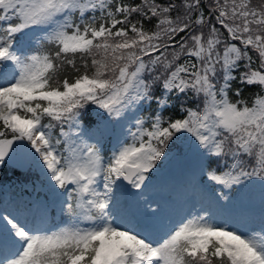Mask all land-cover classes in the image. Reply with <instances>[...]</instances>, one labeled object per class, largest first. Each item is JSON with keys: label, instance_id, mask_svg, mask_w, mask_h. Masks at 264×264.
I'll return each mask as SVG.
<instances>
[{"label": "snow or ice", "instance_id": "1", "mask_svg": "<svg viewBox=\"0 0 264 264\" xmlns=\"http://www.w3.org/2000/svg\"><path fill=\"white\" fill-rule=\"evenodd\" d=\"M5 160L0 264H264V0H0Z\"/></svg>", "mask_w": 264, "mask_h": 264}, {"label": "trees", "instance_id": "2", "mask_svg": "<svg viewBox=\"0 0 264 264\" xmlns=\"http://www.w3.org/2000/svg\"><path fill=\"white\" fill-rule=\"evenodd\" d=\"M254 90H255L254 87L246 88L245 95H247L249 92H252ZM168 111L169 110L166 109L165 114H167ZM12 177L18 178L21 182H28L33 180L35 181L37 179V175L31 169H28L26 171H18L4 164V168L0 169V185L5 184Z\"/></svg>", "mask_w": 264, "mask_h": 264}, {"label": "rangeland", "instance_id": "3", "mask_svg": "<svg viewBox=\"0 0 264 264\" xmlns=\"http://www.w3.org/2000/svg\"><path fill=\"white\" fill-rule=\"evenodd\" d=\"M3 168V163L0 164V169ZM35 182H32V183H28V184H21L20 182H18V179L15 178V177H12L10 180H9V183L7 186H9L10 188H12L13 190L15 191H19L21 188H23V191H24V194L26 195H34L35 192H34V188H33V185H34ZM25 185H27L28 187H24ZM4 187H0V189H3ZM40 195L42 196L43 193H40Z\"/></svg>", "mask_w": 264, "mask_h": 264}, {"label": "water", "instance_id": "4", "mask_svg": "<svg viewBox=\"0 0 264 264\" xmlns=\"http://www.w3.org/2000/svg\"><path fill=\"white\" fill-rule=\"evenodd\" d=\"M5 161H6V163H7L8 165H10V166H12V167H14V168H16V169H19V170H21V171H24V170L27 169V168H22V167H20L19 164H18L17 162H15V161H8V160H5Z\"/></svg>", "mask_w": 264, "mask_h": 264}]
</instances>
